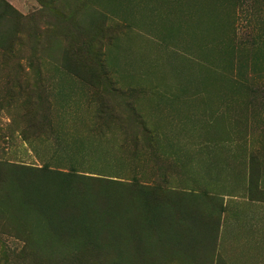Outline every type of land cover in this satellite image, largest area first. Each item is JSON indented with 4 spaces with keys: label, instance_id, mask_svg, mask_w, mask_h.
Returning a JSON list of instances; mask_svg holds the SVG:
<instances>
[{
    "label": "rangeland",
    "instance_id": "1",
    "mask_svg": "<svg viewBox=\"0 0 264 264\" xmlns=\"http://www.w3.org/2000/svg\"><path fill=\"white\" fill-rule=\"evenodd\" d=\"M121 4L129 7L106 11L117 28L104 45L109 46L105 59L120 92L118 98L133 101L135 108L134 137H129V146L143 138L140 116L163 141L165 133L170 134L168 141L175 140L174 149L195 180L185 182L190 191L236 198V205L242 204L247 215L251 209L246 207L252 206L240 203L246 195L244 181L224 157L233 144L243 145L246 170L253 171L264 191V74L249 73L246 82L242 63L247 62L250 71L251 59L264 57V0H126ZM38 9L21 8L27 13L25 25L16 14H8L0 31V164L65 166L67 157L75 159L77 154L62 151L77 139L70 131L82 132L79 124L88 125L96 114L93 109L103 105L97 100L89 112L88 103L97 99L96 91L84 88V82L67 74L60 77L57 72L56 78L52 71L56 62L41 49H46L48 41L31 40L26 35L14 38L15 28H45L39 25ZM258 65L264 67V60ZM66 100H70L66 113L73 118L68 124L63 120L69 132L54 135L56 129L50 131V127H58L61 102ZM117 101L108 103L115 122H122L131 115L121 113ZM220 131L229 134H214ZM182 145L185 148L179 152ZM113 155V166L106 162L96 166L107 176L118 177L111 179L180 189L179 170L169 175L164 169L150 173L146 165L140 169L139 163L135 169L131 166L128 176L127 167L119 165L118 155ZM124 160L126 165V156ZM164 176H171L170 185H165ZM259 223L262 225L261 220ZM248 252L254 254L248 247L240 249L245 260L241 264H249L245 258ZM0 264L51 263L33 256L0 223Z\"/></svg>",
    "mask_w": 264,
    "mask_h": 264
},
{
    "label": "trees",
    "instance_id": "2",
    "mask_svg": "<svg viewBox=\"0 0 264 264\" xmlns=\"http://www.w3.org/2000/svg\"><path fill=\"white\" fill-rule=\"evenodd\" d=\"M8 14L17 15L0 0V31ZM101 34L67 41L64 55L53 57L66 68L65 75L78 77L84 88L96 91L98 97L88 103L89 112L97 100L103 104L93 109L96 114L88 125L79 124L82 132L70 131L77 139L69 146L62 143V151H76V158L68 156L67 167L59 163L56 167L46 163L40 168L0 164V223L33 256L51 264H71L74 260L78 264L80 260L82 264H195L209 249L196 246L198 219L176 209L177 200L174 195H167L168 189L130 183L128 178L127 183L116 181L111 178L118 177L107 176L96 167L101 162L112 165L114 153L121 161L119 165L127 167L128 176L131 166L135 169L139 163L140 169L146 165L150 173L160 171L158 150L162 143L160 136L138 116L143 138L133 140L129 146V137H134L135 108L133 102L118 98L120 92L109 82L103 50L109 46L104 45L105 34ZM10 36L9 31L6 37ZM263 60L264 57L252 58L250 71L247 62H242L246 82L249 73L264 74V67L258 65ZM105 98L109 102L118 100L121 113L131 116L115 122L113 107ZM69 101L61 102L59 125L50 127V131L56 129L54 135L69 132L65 130L73 119L66 113ZM256 178L253 174L250 183L258 188ZM260 193L264 195V191Z\"/></svg>",
    "mask_w": 264,
    "mask_h": 264
},
{
    "label": "crops",
    "instance_id": "3",
    "mask_svg": "<svg viewBox=\"0 0 264 264\" xmlns=\"http://www.w3.org/2000/svg\"><path fill=\"white\" fill-rule=\"evenodd\" d=\"M4 1L16 11L23 25H25L24 20L27 17V13L22 11L21 8L25 6L31 9L39 8L38 10H41L38 16L41 20V24L39 25L45 27L42 31L38 25L31 28L23 26L20 29L15 28L14 34L15 38H25L28 36L31 40L48 41L49 44L47 43L46 49L43 47L41 49L44 54H47L52 59L54 56L64 55L67 41L94 38L95 34L100 35L101 33L105 34V39H110V32H113L116 26H113L114 21L111 20L110 13L106 14V11L109 12L108 9L115 7H129L123 5L125 3L121 4L126 0ZM31 20L34 21L32 18ZM120 21L122 22V20ZM18 33H22L24 36L20 35L16 37ZM55 41L62 42L59 44L55 43ZM107 49H103L105 53ZM52 71L55 72L54 75L56 78L58 76L57 72L61 74L60 77L65 76V73H67L66 68L60 63L53 64ZM108 73L107 77L109 82H112L115 87L110 70ZM39 74L42 73L39 72ZM71 78L75 81H81L78 77L72 76ZM90 88L93 91L92 87ZM130 102L132 103L133 101ZM221 132L225 136L229 134L228 131L214 132V134L218 135ZM167 134L165 133L164 135V141L161 138L162 143L158 150L159 168L164 169L166 175L172 172L176 173L179 170L181 176L180 189L176 187L173 189L167 188L170 191L167 195H174L178 202H175V206H179L176 209H180L184 212V215L188 214L198 219V233L196 236L198 242H196V246L208 247L209 249L206 255H200L194 261L195 264H241L245 260H242L240 256V249L246 247L250 249V252L252 250L254 253L252 255L248 252L247 257H245L249 264H264V216L261 217V214L264 215V202L262 201L264 195H258L259 192H262L261 185L258 188L251 186L250 181L253 177V171L251 172L249 170L250 168L246 170L247 160L244 155L246 151L245 147L239 143L233 144V149L229 151L230 154H227L224 158L228 161L229 167L244 181L245 188L243 189L246 190V195L242 196L244 200L240 203L252 206L246 207V209H251L247 215L245 212H242V204L236 205L235 202H238L236 198L211 195L210 193L201 195L196 191H190L186 187L185 182H195V180L191 177L192 175L186 172V164L183 162L185 160L181 159L182 156H178L176 153L174 149L176 147L175 140L168 141L167 136L170 134ZM184 148L185 145L179 147V152ZM195 148L198 150L200 147L195 145ZM190 164L192 163L190 162ZM170 178L171 176L168 178L164 176L166 186L171 184ZM260 220L262 225L259 223Z\"/></svg>",
    "mask_w": 264,
    "mask_h": 264
}]
</instances>
